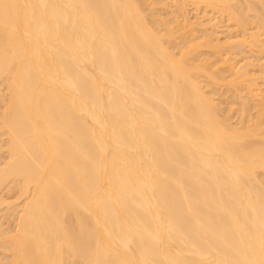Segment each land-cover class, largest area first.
<instances>
[{
	"label": "bare ground",
	"instance_id": "bare-ground-1",
	"mask_svg": "<svg viewBox=\"0 0 264 264\" xmlns=\"http://www.w3.org/2000/svg\"><path fill=\"white\" fill-rule=\"evenodd\" d=\"M150 1L0 0V264H264V0Z\"/></svg>",
	"mask_w": 264,
	"mask_h": 264
},
{
	"label": "rangeland",
	"instance_id": "rangeland-1",
	"mask_svg": "<svg viewBox=\"0 0 264 264\" xmlns=\"http://www.w3.org/2000/svg\"><path fill=\"white\" fill-rule=\"evenodd\" d=\"M264 2V1H263ZM149 5L151 4V1L149 0V3H148ZM262 4H264V3H262ZM148 5V8H150V6ZM168 5V6H167ZM147 6V5H146ZM166 6H167V8H166ZM166 6H165V8H166V10H165V8L163 7V9H162V6H161V8H160V5H159V8H157V10H153L154 12H155V14H158V15H156L157 16V19H159L161 16V18L160 19H162L163 17H164V20H166V21H168V19L170 20V21H172L173 20V18L174 17H176V18H179L181 15L183 16V14H182V12L180 11L179 12V10H176V7H173V8H170V4L168 3V4H166ZM243 6V5H242ZM153 7H158V6H153ZM153 7H151V8H153ZM172 7V6H171ZM244 7H245V9H246V6L244 5ZM258 7L260 8V6L258 5ZM146 7L144 6V9H145ZM154 9H156V8H154ZM162 9V10H161ZM243 8L241 7V10H242ZM245 9H243V11L245 10ZM145 10H147V12L149 11L150 12V10L151 9H145ZM159 11V12H158ZM189 11H191V10H189ZM148 12V13H149ZM154 12H153V14H154ZM172 12H174V13H179L178 15H174V16H172ZM209 13V12H208ZM154 14V15H155ZM167 15V16H166ZM254 15V14H253ZM171 16V17H170ZM252 16V14L250 15V17ZM150 17V16H149ZM173 17V18H172ZM189 17H190V19H192V20H194L195 19V17H196V15L195 14H193V12L191 11V12H189ZM151 18V17H150ZM166 18V19H165ZM155 19V18H154ZM181 19V17L179 18V20ZM250 19V18H249ZM251 20H253V18L252 19H250V20H248L249 22H251ZM149 21H151V20H149ZM220 22H221V20H219ZM254 21H256V20H254ZM253 21V22H254ZM249 22H247L248 24H249ZM252 22V23H253ZM252 23L251 24H249V26H247V28H252L253 26H250V25H252ZM255 23V26L254 27H256V25H258V22L256 21V22H254ZM226 24V23H225ZM225 24L223 23H221L220 25H224L225 26ZM246 24V23H245ZM227 26H229L228 25V23L226 24ZM247 25V24H246ZM223 27V26H222ZM155 28V27H154ZM157 28V27H156ZM161 29V28H160ZM161 30H163V29H161ZM226 29H223V31L222 30H220L221 31V35H220V37H221V40H223L224 38H225V36H228V35H226L227 34V32L225 31ZM254 31H256V29L254 30ZM164 32V31H163ZM223 32V33H222ZM198 36H200V32L198 31ZM226 33V34H225ZM224 34V35H223ZM178 37V39L177 40H179V38H180V35H178V36H176L175 38H177ZM182 37V36H181ZM181 39V38H180ZM181 40H183V39H181ZM173 41H175L174 39H173ZM224 41H225V39H224ZM178 42H182V41H178ZM173 43H176V41L175 42H173ZM183 43V42H182ZM177 44V43H176ZM179 45H180V43H179ZM178 45V46H179ZM177 46V47H178ZM256 50H257V48H255ZM176 51H175V54H177L178 53V50L177 49H175ZM201 50V49H200ZM208 49H206V51L204 50V52L203 53H201L200 55H203L204 57H206L207 56V58L210 56L209 55V53L212 55V53L213 52H211L210 50H208ZM201 51H199L198 53H200ZM205 54H207V55H205ZM214 55V57L217 59V60H219V58H217V56L215 55V53L213 54ZM202 56V57H203ZM246 56H247V58H249V57H253L251 60L253 61V63H254V67H253V71H254V74H255V76L257 77L256 79L258 80V75H264L263 73H261V72H263L262 70H264V68L262 69V68H260V67H262V66H260V67H258L260 64L259 63H262V64H264V54H258L257 52H255L254 54H247V55H239V56H237L238 58V60L239 59H241V57H242V59L241 60H237V62H240L241 64L243 63H245L246 62ZM213 56H212V58L210 59V61L212 60L213 62L212 63H214L216 60H215V58H214ZM210 58V57H209ZM262 58V59H261ZM244 59V60H243ZM261 59V60H260ZM235 60V61H236ZM259 62H257V61ZM234 61V60H233ZM242 61V62H241ZM216 63V62H215ZM261 64V65H262ZM217 66H214L213 68H216ZM258 67V68H257ZM218 68H219V66H218ZM260 68V69H259ZM262 69V70H261ZM215 70H217V68L215 69ZM214 70V71H215ZM260 70V71H259ZM257 71V74L255 73ZM217 72H218V70H217ZM223 73V72H222ZM258 73H260V74H258ZM227 74V73H226ZM215 75H218V73H216V71H215ZM214 75V76H215ZM223 75V74H222ZM261 75V76H262ZM224 76H225V74H224ZM223 76V77H224ZM226 76H229V74H227ZM225 76V77H226ZM254 76V75H253ZM254 76V77H255ZM216 77L217 76H215V79H216ZM220 77H221V74L219 75V77H217V82L219 81V79H220ZM219 78V79H218ZM204 79H206V78H204ZM204 79H202V81L204 80ZM261 79V78H260ZM221 80V79H220ZM263 80V79H262ZM208 81V80H207ZM205 81V83L208 85V87L206 88V90L207 91H209V92H211L214 96H213V98H214V100L216 101V103H218V105H220L221 106V109H222V111H223V113H225L226 115H227V117L229 118L230 116V118H232V120H230L231 121V123L233 124V126L235 125V127L236 126H240L241 124L243 125V123L242 122H244V121H242L241 119L242 118H244L245 116L247 117V118H244V120H256V122H258L259 120H260V118H259V113L258 112H260V109L258 108H256V102L255 101H252V99L254 100V98H250V97H247V99H245V95H247V94H245V93H247V92H245V91H242V89L241 88H239V87H235L234 85V87H229V85L227 86L226 85V80L224 81V83L222 84V80L221 81H219V83H221V84H219V83H217L216 81V83L215 82H212V81ZM227 81H229L230 82V80L229 79H227ZM213 83V84H210V83ZM257 83V85L259 86V88H260V85L262 86L261 87V89L264 91V81H262L261 82V80H258V81H256ZM203 83H204V81H203ZM214 84H215V86H214ZM209 85H211L210 87H209ZM217 85H218V87H217ZM205 86V85H204ZM214 86V87H213ZM4 88V86H2V89H1V87H0V91H2L3 93L5 92V91H3V90H5V88ZM233 88H235L234 90L231 89ZM239 88V89H238ZM258 88V89H259ZM208 89H210V90H208ZM236 89H238V90H236ZM229 90V91H228ZM231 90V91H230ZM216 93H215V92ZM242 92H244L243 94L240 93ZM238 93V94H237ZM245 94V95H244ZM242 95V96H241ZM241 97H242V99H241ZM243 97H244V99H243ZM249 98V99H248ZM246 100H247V103H246ZM250 100V101H249ZM218 101V102H217ZM249 101V102H248ZM252 101V102H251ZM245 102V103H244ZM246 105V106H245ZM243 106V107H242ZM224 108V109H223ZM245 108V109H244ZM2 109V105L0 104V113H2L1 110ZM243 109V110H242ZM232 112V113H231ZM222 113V114H223ZM242 113V114H241ZM246 113V114H245ZM225 114H223L224 116H226ZM257 114V115H256ZM256 117V118H255ZM249 118V119H248ZM262 118H264V116L262 117ZM264 120V119H263ZM239 121V122H238ZM245 121V122H246ZM244 122V123H245ZM248 122V121H247ZM255 122V121H254ZM239 123H240V125H239ZM241 125V126H242ZM3 139V138H2ZM1 138H0V156H1V159H0V167H1V164H2V162H4V161H6V158H7V155H6V153H5V149H3L2 147L5 145V140H2ZM255 140V139H254ZM3 143H2V142ZM2 143V144H1ZM2 146V147H1ZM3 149V150H2ZM4 153V154H3ZM5 159V160H4ZM262 175H263V173H262ZM263 178V179H262ZM261 179L262 180H264V175L261 177ZM16 190H10V192H8V189L7 190H5V192H3L2 194H1V196L3 195V198L5 199V198H7V199H5V200H3V201H5V204H7V203H12V205L14 204L13 203V201H16V198H17V192H15ZM13 192V193H12ZM15 192V193H14ZM16 195V196H15ZM10 203V204H11ZM5 204H4V202H3V205H2V202H0V231L2 230H4V232H6V231H8L9 232V229L11 230L10 232H12L14 229V226H15V222H13V220H14V216H12V214H13V212H12V214L11 215H9L10 213H11V211H10V208H12L13 206L12 205H10V208L6 205L5 206ZM6 208H8V209H6ZM8 210H9V212H8ZM9 217H11V218H9ZM15 221V220H14ZM2 226V227H1ZM1 231V232H2ZM8 232H6V233H8ZM2 253V254H1ZM7 252H5L4 251V254H6ZM4 257V255H3V250L1 251V249H0V258L2 257V256Z\"/></svg>",
	"mask_w": 264,
	"mask_h": 264
}]
</instances>
